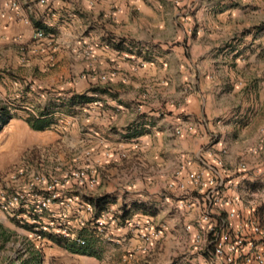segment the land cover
Returning a JSON list of instances; mask_svg holds the SVG:
<instances>
[{
    "label": "crops",
    "instance_id": "crops-1",
    "mask_svg": "<svg viewBox=\"0 0 264 264\" xmlns=\"http://www.w3.org/2000/svg\"><path fill=\"white\" fill-rule=\"evenodd\" d=\"M8 1L17 3L19 14L8 10L0 28L8 30V42L27 41L31 26L18 17L33 20L44 8L39 0ZM46 2L53 14L44 28L54 35L55 49L38 58L39 64L50 68L41 88L54 91L59 101L79 96L88 100L74 105L69 116H35L48 125L43 130H34L28 120L23 127L10 119V126L27 137L28 145L40 147L33 164L41 162L46 175L59 177L72 169H88L96 177L95 185L71 181L61 196L75 205L90 204L83 198H91L93 210L108 209L107 203L116 198L122 213L162 230L161 238L163 233L165 237L149 244L160 251L172 236L169 221L175 214L179 227L191 222L189 239L199 230L203 198L169 191L174 174L182 169L178 182L191 190L187 174L221 159L225 181L221 196L240 201L214 211L221 219L228 211L236 212L237 218L229 221L234 228L248 221L258 225L261 234L250 239L264 255V57H256L259 51L243 62L235 57L231 68L222 50L230 36L249 28L250 37L241 39L260 45L251 35L264 26V0H246L247 18L222 0ZM133 56L143 59V67H133ZM178 128L180 136L174 134ZM240 164L246 165L245 172L238 171ZM257 183L262 184L261 192L249 194ZM250 196L255 200L249 201ZM179 199L190 203V209L175 210ZM147 200L153 203H149L151 216L131 215L133 209L145 210ZM262 204V214L256 217L254 206ZM52 212L60 210L55 206ZM71 212L69 221L77 223L75 208ZM115 233L129 250L145 251L136 232L129 240L121 238L126 234L122 228Z\"/></svg>",
    "mask_w": 264,
    "mask_h": 264
},
{
    "label": "rangeland",
    "instance_id": "rangeland-1",
    "mask_svg": "<svg viewBox=\"0 0 264 264\" xmlns=\"http://www.w3.org/2000/svg\"><path fill=\"white\" fill-rule=\"evenodd\" d=\"M7 1L0 0V21L5 20L8 16V11L4 8V3ZM222 1L225 2L226 6L237 7L243 12L245 18L250 14L249 12H244L246 0ZM190 13L191 11L188 9L187 14L190 15ZM6 27L4 26V28ZM248 30L252 29L249 28ZM248 30H246L247 35L246 33H239L230 36L224 44L222 50L226 51L228 67L234 68L235 57L240 62H243L256 51H259L256 57H259L260 54L264 57L263 23L253 29L251 35L253 39L255 36L257 37L255 39L260 41V45L253 44L249 40L243 42L244 40L241 37H250ZM193 32L194 28H191L189 33L192 34ZM28 40L8 42V30L0 28V114L8 113L9 115L7 123L0 126V182L20 167L27 166L30 170L45 174V164L43 165L41 162H38L37 165L33 164L40 147L28 145L27 137L19 129L10 126V119L25 127L23 124L25 120L35 118V116L39 117L44 111L69 116L72 109V107L69 108V100H60V102L54 91L41 88L43 87L42 81L46 77V73H48L46 69L50 68L48 65L43 67L37 62L39 61V54L27 50L22 51V48L26 47ZM237 42H242V44ZM238 45L239 48L237 50L236 46ZM224 65L226 64L224 63ZM57 143H59V140L45 148V150L50 151ZM260 186L262 184L257 183L254 187L249 188V194L260 193ZM186 192L191 198H197L196 193L192 190H186ZM184 196L188 195L185 194ZM250 197L249 201L255 200L253 196ZM83 199L89 201L90 204L93 201L85 196ZM259 200L260 197L257 201ZM145 203V210L140 209V213V211L133 209L131 210V215L151 216L152 213L149 212H151L152 207H150L149 203L152 202L147 200ZM107 204L108 209L103 208V206L98 207L91 214L83 216L81 221L84 223L85 228L80 225V222L67 221L72 233L84 236L86 240L85 249L92 253L91 256L72 253L48 239V236H58L36 232L34 224H20L8 217H4L0 213V264H207L210 258L209 253L211 252L208 247L207 234L199 232L201 241L199 244H195L191 238L189 239L190 235L185 231L186 226L179 227V219L176 214L174 215L175 218L169 221L173 227V231L170 233L172 236L165 241L160 251L157 250L158 246L154 249L155 246L149 245H143L145 251L139 254L135 250H129L127 242L121 241L115 231L118 228H122L126 234L121 238L131 239L130 235L133 234L134 229L131 230L125 224V220L131 219L132 216L129 217L128 213H122L124 209L120 207L119 202H116V198ZM122 206L124 207V204ZM130 206L132 207V204ZM158 209L162 210V207L158 206ZM144 211L146 214H143ZM262 211L263 204L260 207L254 206L255 216L258 213L262 214ZM118 212H121V214ZM171 212H174V209ZM102 215H106L107 222L110 225V241L97 234L92 222L94 218ZM125 216L127 217L125 218ZM140 219L142 218L135 219V222L141 223ZM41 222L47 223V219H43ZM149 223L152 225L150 221ZM190 224L191 222L188 224L189 227L191 226ZM192 228L196 229L195 226H192ZM163 237H165L164 233ZM74 248L79 249L81 247L74 246Z\"/></svg>",
    "mask_w": 264,
    "mask_h": 264
},
{
    "label": "built area",
    "instance_id": "built-area-1",
    "mask_svg": "<svg viewBox=\"0 0 264 264\" xmlns=\"http://www.w3.org/2000/svg\"><path fill=\"white\" fill-rule=\"evenodd\" d=\"M94 1H90L92 6ZM37 4L44 8L42 12L37 13L33 20L18 17L26 26H31V35L25 48L22 51H31L39 55L49 54L55 49L54 35L45 31V23L52 16L46 0H39ZM6 11L12 10L16 17L19 14V7L16 2L4 3ZM133 61L134 68H141L144 61L135 56L130 58ZM105 77H101L104 80ZM176 136H180V128L174 131ZM87 156V155H86ZM223 162L216 160L214 165L204 164L200 171L187 174L188 184L193 192L203 198V207L200 210L197 219V232L192 240L195 244L201 241L200 233H206L208 236V247L210 249L209 260L207 264H264V255L258 251V246L250 237L261 234V228L252 222H242L238 227L229 224L230 220H235L237 214L234 211H228L225 219H221L214 209L232 207L233 204L240 201L239 198H223L221 191L224 188ZM239 172L246 171V165L240 164ZM182 169L175 174L173 181L168 184L167 189L185 192L187 189L184 184L178 182L182 176ZM88 184L93 187L96 183V177L91 175L86 168L72 169L67 171L63 177L56 175H46L44 173L30 170L27 166L20 167L7 175L0 182V213L20 224H34L36 232L48 233L66 239L69 243L77 247H85L86 240L82 235H76L69 228L68 211L75 208V215L80 225L85 228L79 215H89L93 208L88 203H78L75 205L72 199H65L61 196V189L68 182ZM57 206L60 210L58 214L52 212V208ZM175 207L178 211L190 209L191 204L184 200H177ZM72 213V212H71ZM47 219V223L41 222ZM93 225L97 234L110 241L109 228L106 215L93 219ZM125 224L134 229L137 239L143 245H149L153 241L161 238L162 230L154 228L149 222H135V217L125 220ZM186 233L190 234L189 227L185 228ZM200 232V233H199Z\"/></svg>",
    "mask_w": 264,
    "mask_h": 264
},
{
    "label": "trees",
    "instance_id": "trees-1",
    "mask_svg": "<svg viewBox=\"0 0 264 264\" xmlns=\"http://www.w3.org/2000/svg\"><path fill=\"white\" fill-rule=\"evenodd\" d=\"M86 100H88V99L85 96L72 97L68 101L69 108L73 107L76 104L85 102ZM50 114H52V112L44 111L40 116L42 117V116H47V115H50ZM8 119H9L8 113L0 114V126L6 124ZM43 121H44L43 119L31 118V119L28 120V123L30 124V126L34 130H43L44 128H46L48 126ZM103 200L104 199H101V201H103ZM48 239L51 240L52 242L56 243L58 246L63 247L65 249H67L68 251L72 252V253L80 254V255H88V256L92 255V253H89L88 251H86V249H85L86 247L75 249L74 246H76V245L72 244V243H69L64 238L48 236Z\"/></svg>",
    "mask_w": 264,
    "mask_h": 264
}]
</instances>
